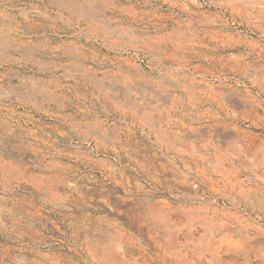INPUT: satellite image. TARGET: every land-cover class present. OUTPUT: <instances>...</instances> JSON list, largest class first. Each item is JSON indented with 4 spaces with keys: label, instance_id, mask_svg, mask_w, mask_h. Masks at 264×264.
I'll list each match as a JSON object with an SVG mask.
<instances>
[{
    "label": "rangeland",
    "instance_id": "rangeland-1",
    "mask_svg": "<svg viewBox=\"0 0 264 264\" xmlns=\"http://www.w3.org/2000/svg\"><path fill=\"white\" fill-rule=\"evenodd\" d=\"M0 264H264V0H0Z\"/></svg>",
    "mask_w": 264,
    "mask_h": 264
}]
</instances>
